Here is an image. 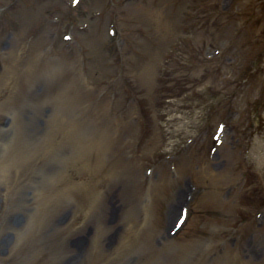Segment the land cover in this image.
Wrapping results in <instances>:
<instances>
[{"label":"rangeland","instance_id":"1","mask_svg":"<svg viewBox=\"0 0 264 264\" xmlns=\"http://www.w3.org/2000/svg\"><path fill=\"white\" fill-rule=\"evenodd\" d=\"M71 2L0 0V264H264V0Z\"/></svg>","mask_w":264,"mask_h":264}]
</instances>
